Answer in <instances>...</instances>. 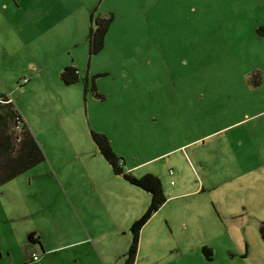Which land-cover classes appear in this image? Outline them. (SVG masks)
Instances as JSON below:
<instances>
[{"label": "rangeland", "instance_id": "1", "mask_svg": "<svg viewBox=\"0 0 264 264\" xmlns=\"http://www.w3.org/2000/svg\"><path fill=\"white\" fill-rule=\"evenodd\" d=\"M25 1L0 9V94L45 160L0 186V264H123L150 195L93 133L162 184L136 264H264V0ZM90 14L111 16L91 55Z\"/></svg>", "mask_w": 264, "mask_h": 264}, {"label": "trees", "instance_id": "2", "mask_svg": "<svg viewBox=\"0 0 264 264\" xmlns=\"http://www.w3.org/2000/svg\"><path fill=\"white\" fill-rule=\"evenodd\" d=\"M110 21L111 16L102 17L90 14L89 28L85 36L88 54L97 53L101 49L103 37ZM58 77L62 84L70 85L78 80L77 70L71 65L64 66L59 72ZM84 82L86 84V80ZM92 138L101 155L109 163L116 176L122 177L132 186L150 195L148 209L130 227L131 243L126 253L122 255L123 264H135L140 232L152 215L166 201L161 181L151 174L136 178L131 172L124 171L120 167L121 162L113 153L107 138L94 133L92 134ZM44 160L45 157L41 146L33 133L25 125L11 99L5 94H0V186L38 166ZM259 233L264 243V223L261 224ZM202 253L207 259H210V249L203 247ZM32 257L31 261L33 262Z\"/></svg>", "mask_w": 264, "mask_h": 264}, {"label": "crops", "instance_id": "3", "mask_svg": "<svg viewBox=\"0 0 264 264\" xmlns=\"http://www.w3.org/2000/svg\"><path fill=\"white\" fill-rule=\"evenodd\" d=\"M22 4H24V0H1L0 1V9L2 10H7L8 8L10 7H18L19 9H21L22 7ZM43 4H44V0H26L25 1V5L28 6V5H32L31 7H26L27 9H34L35 10V14L36 15H41L42 14V7H43ZM30 12L32 13V11L30 10ZM30 13V15H32ZM77 74L78 71H77ZM21 116V115H20ZM22 118V117H21ZM134 167L132 168H128L126 170V172H129V171H132ZM86 241V240H85ZM140 241V240H139ZM87 242V241H86ZM139 248V247H138ZM93 252L91 254L89 253H84V254H81L78 258H76V262L77 264H79L80 261H85V260H88L89 257L90 259H92L94 261L95 264H111L113 261L112 259L113 258H109L107 257H103V254L97 252V251H94L92 250ZM137 255H138V252H137ZM33 256V254H32ZM136 259H137V256H136ZM32 262V261H31ZM40 260L38 258V261L34 262V263H39ZM137 260L135 261V264H136Z\"/></svg>", "mask_w": 264, "mask_h": 264}, {"label": "built area", "instance_id": "4", "mask_svg": "<svg viewBox=\"0 0 264 264\" xmlns=\"http://www.w3.org/2000/svg\"><path fill=\"white\" fill-rule=\"evenodd\" d=\"M26 80H23L22 82H25ZM32 260H33V262H36V261H38V258L36 257V256H33L32 257Z\"/></svg>", "mask_w": 264, "mask_h": 264}]
</instances>
